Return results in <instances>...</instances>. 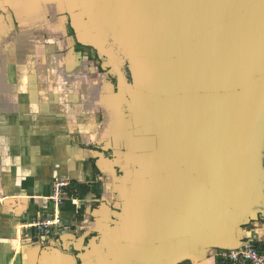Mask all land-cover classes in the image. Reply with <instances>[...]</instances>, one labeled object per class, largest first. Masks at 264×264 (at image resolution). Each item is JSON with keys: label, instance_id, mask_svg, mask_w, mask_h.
Here are the masks:
<instances>
[{"label": "water", "instance_id": "obj_1", "mask_svg": "<svg viewBox=\"0 0 264 264\" xmlns=\"http://www.w3.org/2000/svg\"><path fill=\"white\" fill-rule=\"evenodd\" d=\"M74 1L73 39L111 68L129 128L98 264L238 247L264 215V0Z\"/></svg>", "mask_w": 264, "mask_h": 264}, {"label": "crops", "instance_id": "obj_2", "mask_svg": "<svg viewBox=\"0 0 264 264\" xmlns=\"http://www.w3.org/2000/svg\"><path fill=\"white\" fill-rule=\"evenodd\" d=\"M4 6L0 264H81L82 257L101 253L98 231L111 227L121 206L116 161L127 147V117L117 104L114 75L104 72L97 56L76 50L58 0H10ZM61 178L74 192L57 207L51 197ZM79 187L89 191L81 196ZM55 213L61 228L49 243H39L30 225ZM238 240L239 246L264 245V217L243 222ZM221 249L205 247L191 260L224 264Z\"/></svg>", "mask_w": 264, "mask_h": 264}, {"label": "built area", "instance_id": "obj_3", "mask_svg": "<svg viewBox=\"0 0 264 264\" xmlns=\"http://www.w3.org/2000/svg\"><path fill=\"white\" fill-rule=\"evenodd\" d=\"M72 192L74 190H70L68 179H56L51 200L57 207H62L65 200L73 196ZM62 224V217L55 213L39 217L30 228L34 238L45 244L51 241L56 229L61 228ZM218 255L224 264H264V252H260L252 243L232 249H221Z\"/></svg>", "mask_w": 264, "mask_h": 264}, {"label": "flooded vegetation", "instance_id": "obj_4", "mask_svg": "<svg viewBox=\"0 0 264 264\" xmlns=\"http://www.w3.org/2000/svg\"><path fill=\"white\" fill-rule=\"evenodd\" d=\"M37 2L38 1H42V0H36ZM59 1V4H60V6H62L63 5V7H62V9H63V11H64V16H65V23H66V28H67V30H68V32L69 33H71V31H70V29H71V27H70V23H71V19H70V15L71 14H76V13H78V11H79V8H78V3H76V1H74L73 2V0H62V2H63V4H62V2L60 1V0H58ZM76 8H75V7ZM66 8H67V10H66ZM74 8V9H73ZM71 11H73V12H71ZM72 30V29H71ZM72 32H73V30H72ZM74 34V33H73ZM70 35H72V34H70ZM73 37H74V35H72ZM93 56H97V54H96V52H95V54L93 55ZM102 60V59H101ZM103 61V60H102ZM115 82H116V78H115ZM117 83V82H116ZM120 171H118V176H120ZM120 180V179H119ZM119 201H120V204H121V206L117 209L116 208V210H114V217H112L111 218V221H110V225H111V227H114L117 223H118V215L121 213V210H122V203H123V199H122V195H121V193H120V198H119ZM104 254V253H103ZM103 254H102V252L100 253L99 251L97 252V254L95 255H93V256H86V257H82L81 258V264H98V258L100 257V256H103ZM80 260V259H79Z\"/></svg>", "mask_w": 264, "mask_h": 264}, {"label": "rangeland", "instance_id": "obj_5", "mask_svg": "<svg viewBox=\"0 0 264 264\" xmlns=\"http://www.w3.org/2000/svg\"><path fill=\"white\" fill-rule=\"evenodd\" d=\"M71 36H72V35H71ZM72 38H74V37L72 36ZM73 42H74V45H76V42L74 41V39H73ZM97 58H99V57H98V56L95 57L96 60H97ZM97 63H98V62H97ZM99 63H100L99 66L102 67V68L105 70V71H104L105 73L108 72L110 76H111V74L113 75V72L111 71V68H110L109 66H107V64H105L103 61H100ZM106 71H107V72H106ZM108 73H107V74H108ZM263 217H264L263 214H256V215L254 214V215H250V216H248L247 219H250V218H251V219H252V218H256V219H260V220H261ZM247 219H246V220H247ZM246 220H244L243 222L245 223ZM243 222H242V224H243ZM242 224H241V225H242ZM205 247H210V245L208 244V245H206ZM205 247H204V248H205ZM206 249H208V248H206ZM203 251H204V250H202V252H203ZM178 264H194V263H193V260H191V259H185V260H182L181 262H179Z\"/></svg>", "mask_w": 264, "mask_h": 264}, {"label": "trees", "instance_id": "obj_6", "mask_svg": "<svg viewBox=\"0 0 264 264\" xmlns=\"http://www.w3.org/2000/svg\"><path fill=\"white\" fill-rule=\"evenodd\" d=\"M70 31H71L70 34L74 35L71 29H70ZM75 48H76L77 51L87 52L88 54H90L92 56L95 54V50L93 48H91V47H84V46H81V45L76 43ZM79 189H80L81 196H84L89 191V189L86 188V187H79ZM254 246L260 252H262V253L264 252V245L259 244V243H254Z\"/></svg>", "mask_w": 264, "mask_h": 264}]
</instances>
